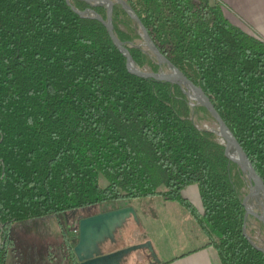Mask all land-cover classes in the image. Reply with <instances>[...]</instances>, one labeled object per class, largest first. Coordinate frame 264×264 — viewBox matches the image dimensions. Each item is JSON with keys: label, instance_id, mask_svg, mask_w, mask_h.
<instances>
[{"label": "trees", "instance_id": "obj_1", "mask_svg": "<svg viewBox=\"0 0 264 264\" xmlns=\"http://www.w3.org/2000/svg\"><path fill=\"white\" fill-rule=\"evenodd\" d=\"M123 1L204 91L264 182V39L215 0ZM113 25L141 68L167 69L143 51L141 27L119 3ZM190 186L201 210L183 195ZM251 186L209 111L170 82L130 73L98 19L67 0H0V264L16 250L12 227L29 223L56 225L79 264L65 215L157 196L191 213L222 264H264V224L245 219Z\"/></svg>", "mask_w": 264, "mask_h": 264}, {"label": "water", "instance_id": "obj_2", "mask_svg": "<svg viewBox=\"0 0 264 264\" xmlns=\"http://www.w3.org/2000/svg\"><path fill=\"white\" fill-rule=\"evenodd\" d=\"M91 6H101L107 14L106 20L99 16L92 9L80 11L67 0L68 5L81 17L98 19L102 22L108 32L109 38L117 49L127 59V66L130 73L143 79L152 80L155 82H170L182 90L190 100L196 102L197 105L204 107L214 118L217 125V135L219 141L224 148L227 158L237 165L239 171L243 173L249 182L252 183L249 193L244 198L243 204L247 210L245 219L250 215L256 217L264 224V182L255 171L252 163L248 159L246 153L240 146L234 134L221 118L211 100L207 97L204 91L192 83L175 65L165 58L157 49L148 35L146 28L141 23L139 17L123 0H78ZM123 6L127 14L139 23L145 39V47L143 51L155 55L160 64H164L167 72L154 73L141 68L134 56L125 47V43L120 41L114 32L113 17L116 4ZM257 201L259 204L258 212H255L248 201ZM75 211V215H76ZM69 231L73 228V233L78 234V243L74 247V254L79 264H121L124 256L138 250H148L153 261L149 264H160L157 255L155 254L152 243L147 241L141 245L130 246L128 248L116 251L105 255L102 246L110 241L115 243L116 233L122 229L127 221L133 217L138 221V214L133 207H125L122 209L98 214L85 219H79L73 227L65 215ZM1 229L3 227L0 226ZM245 235L251 241L245 228ZM3 248V247H2ZM263 250L262 248H259Z\"/></svg>", "mask_w": 264, "mask_h": 264}, {"label": "rangeland", "instance_id": "obj_3", "mask_svg": "<svg viewBox=\"0 0 264 264\" xmlns=\"http://www.w3.org/2000/svg\"><path fill=\"white\" fill-rule=\"evenodd\" d=\"M240 22L244 30L257 34V29L252 28L251 21L240 20ZM262 37L264 38V36ZM143 69L150 71L148 67ZM163 72H167V69ZM127 203H132L136 206L138 221L131 220L125 224L123 229L118 230L116 233V244L112 245L111 242H108L104 246L105 252L141 245L147 241L152 243L153 250L160 262L165 259V254H170L171 257L173 254L184 252L183 250H185L186 246L180 247L181 242L186 240L184 231H181V224H184L182 220L188 224L191 221L193 222L190 212L181 207L185 215V219H183L175 210L178 204L165 202L159 196L143 200L126 201L124 204ZM120 204L118 203L117 206ZM248 205L255 212H258L259 204L257 201L249 200ZM93 211L96 214L102 210L95 209ZM170 212L173 219L166 215ZM250 216L254 217L253 215ZM45 225L42 226V223H29L12 227V236L17 240L16 247L21 249L26 264H75L68 256V258H65L66 251L63 238L57 234L56 225L51 224L49 228L44 227ZM258 234L260 236L259 241L264 245V235L260 230ZM68 237L73 239L74 235L68 232ZM164 241H167V243L165 242L166 244H164ZM149 257L151 255L148 250H138L124 256L121 264H148L150 261ZM9 261L12 260L10 259Z\"/></svg>", "mask_w": 264, "mask_h": 264}, {"label": "crops", "instance_id": "obj_4", "mask_svg": "<svg viewBox=\"0 0 264 264\" xmlns=\"http://www.w3.org/2000/svg\"><path fill=\"white\" fill-rule=\"evenodd\" d=\"M222 6L226 17L236 26L242 28L240 20L251 21L252 28L257 29V35L261 38L264 36V0H215ZM243 29V28H242ZM246 31V30H245ZM255 31V30H254ZM264 39V38H263ZM184 197L188 199L197 209L201 210V200L199 189L197 186H190L184 193ZM177 204V203H176ZM179 205V204H178ZM175 207L177 214L185 219L181 205ZM173 219L171 212L166 214ZM181 224V231L185 233V243L181 242V246H186L181 254H165V259L161 260L160 264H222L216 250L210 246L200 228L191 221L189 224ZM180 231V230H179ZM75 235V234H74ZM167 241L163 243L166 244ZM21 249L16 247L15 251L8 254L7 264H26ZM68 258V257H65ZM12 261H9V260ZM56 259V258H55Z\"/></svg>", "mask_w": 264, "mask_h": 264}, {"label": "flooded vegetation", "instance_id": "obj_5", "mask_svg": "<svg viewBox=\"0 0 264 264\" xmlns=\"http://www.w3.org/2000/svg\"><path fill=\"white\" fill-rule=\"evenodd\" d=\"M127 202H129V201H127ZM119 203H121L119 206H117V204H116V206H115V208L113 209H110V210H108V211H101V212H98V213H96L95 215H98V214H102V213H106V212H110V211H114V210H118V209H122V208H125V207H133L135 210H136V212H137V214H138V210L136 209V206L135 205H133L132 203H127V204H124V203H126V201H121V202H119ZM93 210H95V209H93ZM91 211V210H90ZM82 212H84V211H81V212H76V215L74 214V213H72V214H68L67 215V218H68V221L70 222V224L74 227L75 226V222L76 221H78L79 219H85L84 217H83V214H82ZM95 215H93V216H95ZM90 217H92V216H90ZM66 218V217H65ZM88 218V217H87ZM135 221L134 220V218L133 217H131L127 222H129V221ZM53 222H55L56 224H57V222L54 220ZM65 223H66V225H67V220L65 219ZM123 229V228H122ZM69 230V229H68ZM73 228L71 229V231H69V233L70 234H73L74 235V233H73ZM76 236H78V234H75ZM74 235V236H75ZM108 242H110V241H108ZM108 242H106L103 246H102V250H103V252H104V254L105 255H107V254H111V253H114V252H116V251H119V250H122V249H125V248H121V249H119V250H115V251H109V252H105L104 251V246L106 245V244H108ZM117 242V241H116ZM116 242L115 243H112V245H114V244H116ZM126 248H128V247H126ZM150 258V261L148 262V264L149 263H151L152 261H153V259H151V257H149Z\"/></svg>", "mask_w": 264, "mask_h": 264}]
</instances>
